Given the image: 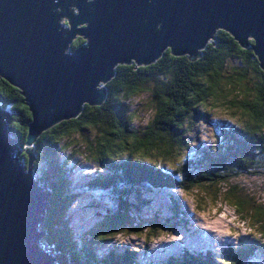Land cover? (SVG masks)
<instances>
[{
  "label": "trees",
  "instance_id": "obj_1",
  "mask_svg": "<svg viewBox=\"0 0 264 264\" xmlns=\"http://www.w3.org/2000/svg\"><path fill=\"white\" fill-rule=\"evenodd\" d=\"M83 41L77 36L70 46L76 48ZM202 52L201 57L191 60L186 54L173 55L168 47L150 64L137 65L134 61L116 65L112 77L104 84L107 93L101 104L84 103L77 117L61 120L44 130L34 142L35 159L31 167L28 154L22 152L25 168H31L39 183L49 190L42 231L47 232L44 242L53 251L60 252L57 264H138L130 249L106 248L107 253L103 254L101 247L100 254L94 252L91 243L78 245L71 240L73 230L67 227L71 218L65 217L75 188L66 163L58 157L74 137H79V142L91 136L93 144L98 141L102 145L100 151L93 150L96 153L93 157L85 154L86 160L101 168L107 165L108 169L103 176L97 175L99 179L92 185L86 186L87 190H94L100 203L106 201L108 206V213L104 212L107 224L91 231L95 239L105 240L114 233L128 231L143 240L145 236L147 242L157 234L161 236L167 224L178 225L173 218L163 217L160 222L155 219L161 216H156L145 222L147 228L142 232L136 221L129 220L134 207H146L148 201L142 196L145 188L169 191L174 184L186 194L201 188L212 194L213 200L223 196L236 217L252 218L251 229L264 233V205L255 204L254 194L236 182L240 176L264 174V71L252 49L242 47L223 29L215 32V39ZM144 91L150 93L153 104H163L164 116L153 123L156 131H153L156 128H146L140 135L131 126L135 114L127 101ZM0 105L7 112L11 133L19 146L25 147L31 112L20 89L2 77ZM111 106L115 108L114 117ZM208 106L236 112L233 124L222 121L215 125L229 142L227 148L212 144L196 152L192 149L190 157L186 153L185 158L178 157L177 163L172 158L173 150L176 154L180 149L184 151L186 136L192 132L194 122L200 118L206 120L207 114L202 109ZM78 152L74 149L71 156ZM80 186L83 184L77 188ZM189 252H183L179 259L171 256L166 263L164 260L159 264H248L264 253V245L249 242L229 245L224 252L210 250L212 254L208 256L184 260ZM164 257L167 258V253Z\"/></svg>",
  "mask_w": 264,
  "mask_h": 264
},
{
  "label": "water",
  "instance_id": "obj_2",
  "mask_svg": "<svg viewBox=\"0 0 264 264\" xmlns=\"http://www.w3.org/2000/svg\"><path fill=\"white\" fill-rule=\"evenodd\" d=\"M218 29L264 71V0H0V77L31 112L22 148L0 105V264H57L60 255L39 226L49 190L26 173L22 152L31 167L44 130L101 104L116 65L150 64L168 47L195 60ZM76 35L84 41L71 48Z\"/></svg>",
  "mask_w": 264,
  "mask_h": 264
},
{
  "label": "rangeland",
  "instance_id": "obj_3",
  "mask_svg": "<svg viewBox=\"0 0 264 264\" xmlns=\"http://www.w3.org/2000/svg\"><path fill=\"white\" fill-rule=\"evenodd\" d=\"M64 19L65 18H63L61 22H63ZM247 69L253 72L250 67H247ZM127 104L129 105L130 110L135 114L131 126L138 130L136 132L137 134L143 135V132L147 131L146 128H156L153 129V131L157 130V127H155L153 123L158 117L164 116V114L161 113L163 104H153L150 93L145 91L139 96H135L128 100ZM110 110L114 117L115 108L111 106ZM198 110H203L202 113L207 114L206 120L203 121V119L200 118L196 123H193V130L186 136L184 142V151L183 149H180L176 154V151L173 150L172 158H174V161L177 163L178 157L185 158L186 153H189L190 148L199 151L204 147L209 148L214 144L218 148L222 145L226 149V145L229 143L223 140L219 128L215 125L222 121L233 124L236 119V112L230 111L227 108H212L211 106L203 108L202 110L198 108ZM137 117H139V119H137ZM216 136L218 137L217 142ZM74 139L76 141L71 140L69 147L66 151H61L58 159L61 162L64 160L66 167L72 175L73 188H75L73 193L75 195L72 196L71 194L72 203L66 210L67 217H65V219L71 218V223L67 222V227L69 226L71 230H73V238H71V240L73 239L78 245L91 243L94 252H99L100 254L102 253L101 247L103 248V254L107 253L106 248H114L118 251L130 249L133 251L138 264H159L161 261L163 263L164 260L166 263L170 256H176L174 247L178 244L176 245L174 243H178L181 239L180 234L183 231L185 232L184 239L177 247L181 249L180 252H182V250L193 251V249L200 250L205 254L210 253V250L224 252V249L229 245H242V243L246 242L264 245V233H260L254 228L253 230L255 231L251 229L250 224L253 220L249 217L250 212L247 215L249 218H238L232 207L225 203L223 196H221L220 199L218 198V201L213 200V195L205 193L201 188L191 189L190 192H187V198H185L186 193H183L180 188H173V191H159L153 189L150 193L145 192V196L152 197L146 207L141 208L142 210L140 211H137L138 208L134 207L135 211L133 210L132 214L130 213L131 218L129 220L136 221V224H138L139 227L141 226L142 232H144L147 228L145 222L149 221L148 219H155L153 217L156 216H166L170 219L174 217L173 214L167 216L166 209L163 205L164 203H162V201L166 199L175 210L177 216L181 218L183 227L176 225L174 226L176 230H174L172 225L167 224L164 226L165 228L161 230V236L157 234L155 238L152 237L153 239L147 240V242L145 236H143V240L137 237L136 234L129 233L128 231L114 233L111 238L108 235L109 238L105 240H100L99 238L95 239L91 234V231L101 224H107L104 222L106 216L103 210L105 209L106 211L108 206L106 205V201L105 203H100V201L97 200L100 198H97V194H94V190H87L86 186L92 185L99 179L98 177L96 178V176H103V174H106V171L103 168L99 169V164L93 163V161H87L85 154H88V157H93L92 155L96 154L93 150L100 151L99 146L102 145H100L98 141L96 144H93L94 138L92 136L86 141L79 142V137H74ZM186 144H188L189 147L186 146ZM197 146H199V148H196ZM74 149L79 150V152L71 156V151ZM33 162L31 165H33ZM160 163L161 162L159 161V164ZM165 167L168 168V165L165 164ZM29 169L30 168L25 170L27 171L26 173H29ZM36 178L37 176L34 177L35 180L32 179L37 181ZM236 182L240 185V188L249 190V193L251 192L254 194L252 198L255 204L264 205V174L252 177L240 176L237 178ZM79 184H83V186L77 188ZM175 196H182L183 202L181 201L180 204L183 208L176 203L177 200ZM185 203L188 205L186 208L187 210L184 208ZM133 205H136V203L133 202ZM174 205H177L178 207L174 208ZM190 210L192 214L196 215L188 216L187 213L190 214L188 212ZM155 220H160L161 222L163 218L159 217ZM39 226L42 228V224ZM256 231L257 234L252 233ZM44 237H47V232L44 233L42 240ZM45 247L51 248L48 244H46ZM137 248L141 249V251L139 252V250H136ZM165 252H171L167 255V258L163 257ZM180 254L181 253L178 255ZM77 255L82 256L81 254ZM248 264H264V253L257 255Z\"/></svg>",
  "mask_w": 264,
  "mask_h": 264
},
{
  "label": "bare ground",
  "instance_id": "obj_4",
  "mask_svg": "<svg viewBox=\"0 0 264 264\" xmlns=\"http://www.w3.org/2000/svg\"><path fill=\"white\" fill-rule=\"evenodd\" d=\"M73 11H75V10L73 9ZM10 134H11V133H10ZM10 134H9V136H10ZM11 135H12V137L16 138V137L14 136L13 133H12ZM237 140H238V139H237ZM227 143H228V142H227ZM231 143H233V142H231ZM223 144H224V142H223ZM196 151H197V150L194 149V152H196ZM34 176H35V175H34ZM159 191H162V190H159ZM169 191H173V190H169ZM187 215H188V214H187ZM183 252H187V250H182L181 254H182ZM181 254H180V255H181ZM180 255H179V256H180ZM170 257H171V256H170ZM186 259H187V258H185L184 260H186ZM137 263H138V262H137Z\"/></svg>",
  "mask_w": 264,
  "mask_h": 264
},
{
  "label": "snow or ice",
  "instance_id": "obj_5",
  "mask_svg": "<svg viewBox=\"0 0 264 264\" xmlns=\"http://www.w3.org/2000/svg\"><path fill=\"white\" fill-rule=\"evenodd\" d=\"M137 119H139V117H137ZM185 198H187V194H186Z\"/></svg>",
  "mask_w": 264,
  "mask_h": 264
},
{
  "label": "flooded vegetation",
  "instance_id": "obj_6",
  "mask_svg": "<svg viewBox=\"0 0 264 264\" xmlns=\"http://www.w3.org/2000/svg\"><path fill=\"white\" fill-rule=\"evenodd\" d=\"M73 10V9H72Z\"/></svg>",
  "mask_w": 264,
  "mask_h": 264
}]
</instances>
